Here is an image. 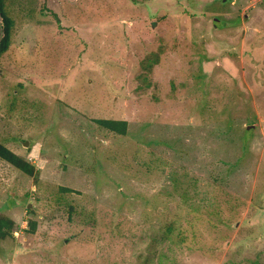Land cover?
<instances>
[{
	"label": "rangeland",
	"instance_id": "374dc122",
	"mask_svg": "<svg viewBox=\"0 0 264 264\" xmlns=\"http://www.w3.org/2000/svg\"><path fill=\"white\" fill-rule=\"evenodd\" d=\"M2 2L0 264H264V0Z\"/></svg>",
	"mask_w": 264,
	"mask_h": 264
},
{
	"label": "trees",
	"instance_id": "16d2710c",
	"mask_svg": "<svg viewBox=\"0 0 264 264\" xmlns=\"http://www.w3.org/2000/svg\"><path fill=\"white\" fill-rule=\"evenodd\" d=\"M3 2L0 0V19L3 24V37L0 40V56L6 52L11 35V19L8 17L3 9ZM94 124L113 134L119 136H125L127 133V123L125 121H115V120H94ZM0 160L6 162L19 172H22L26 176L33 177L36 174L34 166L29 164L25 159L16 155L10 151L7 147L0 143ZM36 179V178H34ZM63 191L71 192L70 189H63ZM13 222L4 216H0V240H4L6 237H12L11 229L13 227ZM28 229L26 232L29 234H34L35 232V222H27Z\"/></svg>",
	"mask_w": 264,
	"mask_h": 264
},
{
	"label": "water",
	"instance_id": "95a60500",
	"mask_svg": "<svg viewBox=\"0 0 264 264\" xmlns=\"http://www.w3.org/2000/svg\"><path fill=\"white\" fill-rule=\"evenodd\" d=\"M153 26V25H152ZM25 143V146L27 145V142H24ZM24 146V145H23Z\"/></svg>",
	"mask_w": 264,
	"mask_h": 264
}]
</instances>
